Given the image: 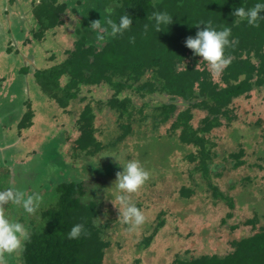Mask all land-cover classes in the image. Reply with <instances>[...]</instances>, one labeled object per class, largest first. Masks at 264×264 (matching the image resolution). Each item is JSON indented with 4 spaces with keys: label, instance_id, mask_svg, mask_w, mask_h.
<instances>
[{
    "label": "trees",
    "instance_id": "trees-1",
    "mask_svg": "<svg viewBox=\"0 0 264 264\" xmlns=\"http://www.w3.org/2000/svg\"><path fill=\"white\" fill-rule=\"evenodd\" d=\"M69 1L57 4L59 0H39L44 8L36 14L40 19L36 21L37 27L31 29L37 41L45 39L48 31L65 23L61 15L67 7L72 6L74 14L82 12L84 15H80L82 23L75 30L74 45L68 50V57L56 65L36 69L34 81L29 78L28 82L32 84L28 88L34 93L35 89L40 90L55 109H67L74 101L84 102L88 96H80L83 88L107 84L113 90L107 101L84 103L75 121L79 135L72 147L74 157L81 154L90 159L107 147L123 142L132 134L133 125H141L144 120L150 119L154 131L170 122V132L179 131V148L192 146L196 149L187 154V159L207 179L213 196L221 197L232 208L234 197L220 192L209 181L212 158L217 155L211 150L214 144L208 135L237 119L233 105L236 99H249L253 90L264 88V20L258 27H253L246 21L238 23L239 18L233 15L236 8L250 9L261 0H103L105 7L101 14L86 10V2L83 5L81 1L77 3L74 0V7L73 0ZM155 12H167L173 17V22L160 32L153 27L151 17ZM36 15L34 13L35 18ZM123 15L131 16L133 24L122 35L98 40L97 34L89 28L96 20L102 24L108 19L119 23ZM260 15L264 16V12ZM203 24L217 30L231 29L230 44L225 48V57L230 58L231 63L220 74L219 81L214 80L207 63L200 61L199 56L185 46L186 38L195 36L198 30L203 29ZM30 68L28 64L19 67L16 75H9L8 83L13 76L17 78L12 81L13 86L19 81L24 83L25 79L21 78L29 76ZM7 76L8 73L5 74ZM3 80L0 78V85ZM125 90L139 97L141 104L138 105L131 95L121 97ZM12 91L15 92L13 87L6 88L5 92H9L6 97ZM147 98L151 101L145 102ZM18 102L21 101L16 100V104ZM16 104H12L13 107L6 105L11 113L8 120L0 125V142L3 145L7 142L3 138L6 136L3 128L13 131L12 124L16 119H20L17 124L20 130L33 125L30 106L21 117V104ZM104 110L114 113L121 130L117 139L107 144L97 139L95 127L97 113ZM193 110L206 112L197 126L192 124ZM242 154V150L233 154L236 158L234 168L243 164ZM6 160L10 163L12 158ZM91 163L89 160L86 166ZM68 180L55 184L52 189L56 193L54 201L35 213L41 218V223L31 221L29 239L21 248L22 264H103L110 243L104 239V227L98 223L99 202L88 198L83 180ZM229 187L233 188V185L229 184ZM181 192L185 200L194 194L193 189L185 186ZM257 220L255 217L245 223L254 228ZM76 224H83L87 234H82L79 239H69L68 233ZM162 226L163 221H160L158 228L144 237L143 247L150 245ZM231 246L232 251L221 255L210 253L190 258L178 255L172 264H264V225L261 224L252 235L234 239Z\"/></svg>",
    "mask_w": 264,
    "mask_h": 264
},
{
    "label": "rangeland",
    "instance_id": "rangeland-1",
    "mask_svg": "<svg viewBox=\"0 0 264 264\" xmlns=\"http://www.w3.org/2000/svg\"><path fill=\"white\" fill-rule=\"evenodd\" d=\"M61 1L65 0H59L57 4ZM76 1H81L83 5L86 2L85 9L93 13L101 14L105 7L103 0ZM5 4L7 7L9 3L0 0V14L8 11V18L12 14L16 24L20 16L25 21L18 24L21 31H16L22 52L15 46L17 40L8 52L10 59L7 77L11 78L9 75L18 73L19 63L24 66L28 64L31 68L29 76L21 78L25 79L24 83L19 81L14 84L13 90L17 92L7 96L4 102L13 107V102L16 103L19 98L17 93L24 92L26 98L22 97L16 105L21 104V117L30 106L33 125L20 130L17 128L20 121L18 118L12 124L13 131H5L3 128L6 134L3 138L7 142L6 145L0 142V191L15 186L26 194L38 193L43 198L41 207L36 211L38 213L43 206L54 201L56 193L52 189L55 184L74 178L83 180L88 198L99 202L101 212L98 223L104 227L103 237L110 243L103 264H172L178 255L189 258L210 253L221 255L232 251L231 242L234 239L252 235L261 224L264 225V88L253 90L249 99H236L233 105L237 119L208 135L214 144L211 150L217 155L212 158L209 181L220 192L234 197V205L230 208L221 197L213 196V189L207 179L201 171L195 169L194 163L188 161L187 154L196 149L192 146L179 148V131L170 132V122L160 125L154 131L150 119L144 120L141 125H133L132 134L123 142L107 147L90 159L81 154L74 157L72 147L79 135L75 121L84 103L107 101L113 90L107 84L83 88L80 96H88L84 102L74 101L67 109H55L40 90L35 89L34 93L28 88L32 84L28 81L29 78L34 81L33 73L36 69L48 68L68 57V50L74 45L75 30L82 23L80 15L84 14L80 11L74 14L72 6L67 7L61 15L65 23L48 31L45 39L37 41L31 29L37 27L36 21L40 19L36 14L44 8L39 0H11V12L5 9ZM72 4L76 6L74 0ZM33 20L35 22L32 24ZM199 60L202 61V58L199 57ZM213 78L219 81L220 75ZM16 80L13 76L12 81ZM125 95H131L138 105L141 104L142 100L132 91L125 90L121 97ZM149 100L147 98L145 102ZM103 109L107 110L106 107ZM68 110L70 112H65ZM105 110L97 113L95 127L97 139L107 144L114 142L121 130L115 122L114 113ZM5 111L11 113L7 108ZM193 113L192 124L197 126L206 112L193 110ZM4 121H0V125ZM155 135L157 137H152ZM30 146H33L36 154ZM240 150L243 153L240 157L243 164L234 168L236 158L233 154ZM10 157L12 160L8 163L6 158ZM114 158L119 160V164ZM89 160L93 163L87 167ZM130 160L140 161L149 173V179L137 192L124 194L130 197L131 203L145 216L144 224L135 228L122 222L116 199L121 193L116 191L114 184L117 172L122 170L120 166ZM14 180H18L16 184H13ZM184 186L194 190L188 200H185L181 192ZM6 208V214L11 220L24 224L28 229L32 225L31 221L41 223L38 214L29 215L22 208L11 204ZM255 217L258 220L254 228L246 225V220ZM160 221H163V226L158 229L150 245L143 247L142 240L158 228ZM21 251L19 249L12 254H5L3 264H22Z\"/></svg>",
    "mask_w": 264,
    "mask_h": 264
},
{
    "label": "clouds",
    "instance_id": "clouds-1",
    "mask_svg": "<svg viewBox=\"0 0 264 264\" xmlns=\"http://www.w3.org/2000/svg\"><path fill=\"white\" fill-rule=\"evenodd\" d=\"M262 12H264V0L256 3L250 9L238 7L234 10L233 15L239 18L238 23L246 21L248 25L258 27L259 22L264 20V16L260 15ZM151 19L154 21L153 27L157 32L162 31V28L173 22V17L167 12H155ZM132 24V17L123 15L120 17L119 23L108 19L102 24L100 20H96L91 22L89 28L97 34L96 38L99 40L115 37L118 34L122 35L131 28ZM203 25V29L198 30L195 36L186 38L185 46L192 50L195 56L201 57L207 63L214 76H219L231 63L230 58L225 57V48L230 44L231 29L224 27L222 30H217L211 25ZM145 28L147 30V25ZM114 160L119 164V160L116 158ZM120 167L122 170L117 172L114 184L116 191L121 195H118L116 199L119 203L122 222L135 228L144 224L145 216L131 203L130 197L124 194L137 192L149 179V173L138 160L126 161ZM42 201L43 198L38 193L26 194L15 186L0 191V264H3L2 258L5 254L18 251L29 239V229L24 224L10 219L6 214V206L11 204L22 208L29 215H34L41 207ZM82 234H87L85 226L76 224L68 233V238L79 239Z\"/></svg>",
    "mask_w": 264,
    "mask_h": 264
},
{
    "label": "crops",
    "instance_id": "crops-1",
    "mask_svg": "<svg viewBox=\"0 0 264 264\" xmlns=\"http://www.w3.org/2000/svg\"><path fill=\"white\" fill-rule=\"evenodd\" d=\"M9 3V0H6ZM10 9L11 12V8H10V3L7 4V7ZM5 8V9H6ZM17 8H20V6H17ZM0 12H1V7H0ZM5 15V16H4ZM21 19L18 20V23L16 24L15 19H13V15L10 14V17L8 18L7 13L4 12V14H0V78H3L5 80H3V82L0 85V121H4V120H8V116L10 115V113H6L5 109H6V105L7 102H4L7 100L8 97H6V92L5 89L8 87H13L12 81L8 83V80H10L8 77H5V74L8 73L9 74V67H7L8 63H9V54L6 51L8 48H11V46H14V43L16 42V40L18 42H16V45L18 50L20 49V45L18 46L19 43V38L16 36V31L20 32L22 28H18V24L19 23H25L24 19L22 16H20ZM34 23V20L32 22V24ZM11 35L13 37H11ZM17 37V39H16ZM11 42V43H10ZM24 47V49L26 48L25 45H22ZM20 51L22 52V50L20 49ZM24 53V52H23ZM24 57H26V53H24ZM15 59V58H14ZM19 61V59H18ZM18 62H16L17 64ZM20 65L19 67L24 66L22 63H19ZM15 67V65H14ZM14 70V69H12ZM4 90V91H3ZM22 90V89H21ZM17 92V90H15V92L12 91L11 95L15 94ZM19 96L18 99L16 100H22V97H25L26 95L24 94V92L17 93ZM16 95V96H18ZM31 96V94H30ZM26 98V97H25ZM13 104H16L15 102H13ZM26 136H23L22 138H25ZM31 144V143H29ZM33 148V146H32Z\"/></svg>",
    "mask_w": 264,
    "mask_h": 264
}]
</instances>
